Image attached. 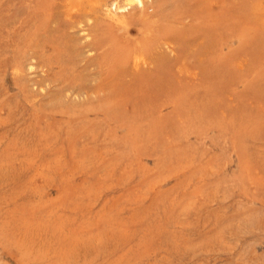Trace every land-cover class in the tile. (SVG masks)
Segmentation results:
<instances>
[{
    "label": "rangeland",
    "instance_id": "1",
    "mask_svg": "<svg viewBox=\"0 0 264 264\" xmlns=\"http://www.w3.org/2000/svg\"><path fill=\"white\" fill-rule=\"evenodd\" d=\"M144 1L0 0V264H264V0Z\"/></svg>",
    "mask_w": 264,
    "mask_h": 264
},
{
    "label": "bare ground",
    "instance_id": "2",
    "mask_svg": "<svg viewBox=\"0 0 264 264\" xmlns=\"http://www.w3.org/2000/svg\"><path fill=\"white\" fill-rule=\"evenodd\" d=\"M124 1H126L127 3H126V7H132V5H133V3H137V6L140 8V10H141V19H150L148 16H147V13L145 12L146 10H145V4H146V1H144V0H124ZM120 4V3H119ZM121 9V8H120ZM114 18H115V16H114ZM146 33V32H145Z\"/></svg>",
    "mask_w": 264,
    "mask_h": 264
}]
</instances>
